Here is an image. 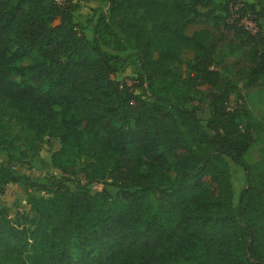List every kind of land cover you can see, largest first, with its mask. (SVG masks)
I'll return each mask as SVG.
<instances>
[{"label":"trees","instance_id":"trees-1","mask_svg":"<svg viewBox=\"0 0 264 264\" xmlns=\"http://www.w3.org/2000/svg\"><path fill=\"white\" fill-rule=\"evenodd\" d=\"M103 1L86 37L70 2L0 0V145L4 118L56 137L61 172L31 183L0 164V193L19 182L48 194L27 198L33 232L0 208V264H264V145L257 171L244 159L264 120L228 104L237 82L264 87V0L234 16L235 0ZM223 48L246 61L237 81L221 74ZM125 59L131 83L113 77ZM227 161L244 176L235 203Z\"/></svg>","mask_w":264,"mask_h":264},{"label":"rangeland","instance_id":"rangeland-1","mask_svg":"<svg viewBox=\"0 0 264 264\" xmlns=\"http://www.w3.org/2000/svg\"><path fill=\"white\" fill-rule=\"evenodd\" d=\"M59 3L70 2L74 4L72 10V19L77 30H80L86 37H90V26L92 25L95 15L98 10L105 9V2L103 0H56ZM216 3L218 0H213ZM250 1V0H246ZM215 5V4H214ZM211 5L210 8H215ZM214 13L215 9H214ZM258 25L262 31L261 45L264 46V21L257 20ZM256 23V21H255ZM128 51H123L119 55L123 56ZM191 54L189 51H182L179 62L173 66V70L184 75V63L189 61ZM217 63L220 65L222 76L229 78L232 81H237L239 77L247 69L246 61H243L240 52L229 53L226 48L215 57ZM237 59V61H236ZM138 69L133 60L125 59L122 61L118 70L113 77L118 81L131 83L132 78L137 73ZM238 94L231 93L229 95L228 104L234 102L242 103L248 114L252 117H257L264 120V87L255 85L252 87L241 88L240 83L237 82ZM190 105L197 104V94L192 91ZM201 113V111L199 112ZM203 114V113H202ZM2 134L4 136L5 144L0 145V164H8L10 168L16 173L22 174L29 178V182H42L50 176H59L61 172L56 167L49 163V154L53 151L58 143L56 137L43 135L39 139H35L26 129L23 128L17 121L12 118H4L2 122ZM264 145V132L261 137L254 139L247 148L244 159L250 165V171L254 173L260 168V153L258 146ZM81 163L79 159L76 163V168ZM230 172V183L232 187V203H235L236 195L239 189L243 186L244 176L242 170L230 161H227ZM79 178L76 171L73 175ZM68 187H72L71 182L66 183ZM92 188L99 189L100 184L91 185ZM29 195L35 197H45L48 194L44 190H38L32 186H22L21 183H7L3 192L0 193V208L5 211V214L10 219L17 217L21 220L28 230L35 231V217L33 216L30 207L27 203ZM175 219L174 214H170L163 219V223L167 226L171 225Z\"/></svg>","mask_w":264,"mask_h":264},{"label":"built area","instance_id":"built-area-1","mask_svg":"<svg viewBox=\"0 0 264 264\" xmlns=\"http://www.w3.org/2000/svg\"><path fill=\"white\" fill-rule=\"evenodd\" d=\"M55 2L57 4H61V3L57 2L56 0H55ZM239 5H240V0H235V3L229 7L230 12L232 13L231 15H233V16L235 15L234 11L236 10V8ZM239 23L243 26V28L245 30H247L250 33H253L256 30L255 22L253 20L247 18V17L240 18Z\"/></svg>","mask_w":264,"mask_h":264}]
</instances>
